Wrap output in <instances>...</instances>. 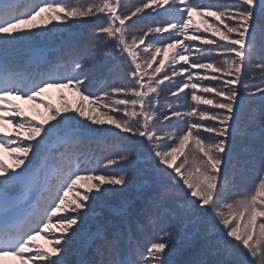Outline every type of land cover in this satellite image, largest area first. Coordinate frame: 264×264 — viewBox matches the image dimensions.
<instances>
[{"label":"snow or ice","instance_id":"obj_1","mask_svg":"<svg viewBox=\"0 0 264 264\" xmlns=\"http://www.w3.org/2000/svg\"><path fill=\"white\" fill-rule=\"evenodd\" d=\"M123 4L0 0V151L12 161L0 156V264H264V111L247 108L264 106V0ZM74 22L93 25L89 44L40 47ZM93 63L115 76L97 92ZM162 88L176 105L163 113ZM50 90L59 106L43 99ZM257 123L259 148L241 158L237 141L254 139ZM101 142L118 151L97 159ZM141 162L145 203L133 210L119 198ZM250 165L254 188L237 198ZM178 245L189 259H171ZM83 248L100 259H72Z\"/></svg>","mask_w":264,"mask_h":264},{"label":"trees","instance_id":"obj_2","mask_svg":"<svg viewBox=\"0 0 264 264\" xmlns=\"http://www.w3.org/2000/svg\"><path fill=\"white\" fill-rule=\"evenodd\" d=\"M69 3H84L85 0H68ZM139 0H124V4L121 8V11H126L128 9H131L135 6L136 3H138ZM193 19L195 21V25L200 26V27H205L203 22L201 21L200 17L196 16L193 14ZM92 28L93 25L90 23H73L71 27H66V28H61L60 32L53 34L52 36H49L47 40L41 41L40 42V47L44 48L46 51H54V52H59V51H67L69 49H72L74 47H81L85 44H89L92 39ZM129 31H136L137 34H139L138 29H129ZM26 51V50H24ZM24 52H21V55H23ZM55 61V56L53 55L50 57ZM38 70L35 65L31 66L28 71L33 72ZM65 69L63 66H60L57 68V71L63 72ZM92 78H93V84L90 87V91L97 92L101 89H104L108 84H111L113 80L115 79V76H109L106 73H101L98 69V66L93 63L92 66V72H91ZM116 75H119V73H116ZM57 91V90H56ZM188 91V90H186ZM62 94L67 97V100L69 103H72L73 106H75L76 101L78 100V97L74 95V93L71 90H62ZM61 95V91H57V97L56 101L53 103L56 106H59L60 102L58 100V96ZM183 96V94H180ZM175 98L170 96V91L169 89H163L160 92V104L159 108L161 113L164 111H167L170 107L176 106L175 104L170 105L168 101H174ZM48 102L49 99L47 100ZM51 103V102H50ZM180 106L181 110L184 109V105L191 104L190 98L189 101L185 102L183 99L180 100ZM247 108L250 112V114H258L260 111H264V106L260 104L259 101L251 102L247 105ZM35 112H39L40 116H32L33 119L39 120L43 118L44 115V110H36ZM255 133V138L254 139H248V138H243V139H238L236 147L238 148L241 158H244L247 156V154L250 151H253L255 149L259 148V124L257 123L254 128L251 130ZM93 151L97 157V159H103L108 156H114L116 154L117 149H113L111 147L110 143H104L101 142L98 146L93 145ZM143 163L141 162L135 169H128V174L131 180L130 186H129V191L127 193L126 197L119 198L120 202H124L126 200V206L127 205H132L133 210L135 209V206L137 204H144V195L142 193L138 192L139 186L143 185L147 181V177L145 176L143 172ZM98 172L100 171H110L113 174L119 173V168L114 166L112 169H103V168H98ZM257 179V172L252 168V166H249V170L246 172L244 177L240 180L237 181V187L236 191L238 193L237 198H243L246 196L249 192H251L254 188V183ZM83 183V182H81ZM46 195V193H45ZM71 198V194L70 197ZM97 211H99V208H97ZM55 219V218H54ZM135 226H133L134 230ZM59 235L60 233L58 232L57 229H53ZM138 235V238L141 240V242H145L147 239L155 238V234L149 230L143 235ZM43 240V243H37L41 245L42 247L47 248L48 244L44 237H40ZM189 255L186 250V246L183 245H178L177 250L175 253H173L171 259L175 261H183L186 259H189ZM72 259L75 260H83V261H90V260H99L100 257L96 255L95 250L91 248H83L81 249L77 255L72 257Z\"/></svg>","mask_w":264,"mask_h":264},{"label":"rangeland","instance_id":"obj_3","mask_svg":"<svg viewBox=\"0 0 264 264\" xmlns=\"http://www.w3.org/2000/svg\"><path fill=\"white\" fill-rule=\"evenodd\" d=\"M56 97H57V91L56 90H50L49 92H47L45 94L43 99L46 100V101L49 99V101L51 103H54L56 101ZM13 102L16 103V104H19L22 108H24V110L31 117L32 116H34V117L35 116H40L39 112H35V111L36 110H43V108H41L38 105H35V104H32V103H25L24 101H21V100H14ZM7 130L8 131L12 130L11 129V125L7 126ZM0 156H2L8 164L12 163L11 159L9 158V154L7 152L0 151ZM36 242L41 244V243H43V240L40 237H37ZM5 264H19V262L14 260V259H12V258H7Z\"/></svg>","mask_w":264,"mask_h":264}]
</instances>
